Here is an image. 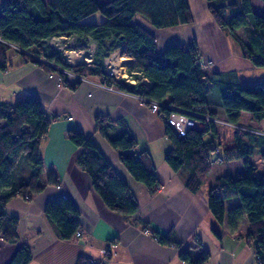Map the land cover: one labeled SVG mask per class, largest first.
Returning <instances> with one entry per match:
<instances>
[{
    "label": "trees",
    "instance_id": "16d2710c",
    "mask_svg": "<svg viewBox=\"0 0 264 264\" xmlns=\"http://www.w3.org/2000/svg\"><path fill=\"white\" fill-rule=\"evenodd\" d=\"M264 1V0H263ZM208 10L218 27L226 31L239 45L242 55L252 60L256 67L264 66V14L254 11L252 0H206ZM99 13L101 22L88 19ZM143 18L150 27L162 30L192 23L193 15L188 0H6L0 8V70L12 66L10 52L15 50L22 57V63L32 62L48 73H57L62 85L76 89L81 80L69 79V73L81 78L97 79L117 91L146 100L148 105L156 102L163 117L179 111L202 121L199 115L216 117L209 110L212 91L219 93L226 121L238 124L242 112H249L257 121L264 118V81L251 85L227 83L221 74L210 73L202 62L201 51L196 42L189 45L176 44L160 51L157 38L143 24L136 22ZM244 29L245 41L238 31ZM79 35L91 37L98 43L96 59L92 64L70 65L59 53L47 54V42L56 36ZM126 45V55L134 58L130 75L139 70L136 85L117 80L105 72L103 54L108 56ZM81 44L79 50H86ZM29 53L43 56L46 62L33 58ZM209 82H214L211 87ZM218 88V89H217ZM58 117L50 116L37 96H26L17 102L0 104V237L8 243H19V219L7 211L8 204L16 197L30 201L33 195L45 188L42 183L44 161L42 143L52 123ZM165 133L171 142V149L165 156L174 170L187 171L186 188L196 194L208 177L212 165L220 160H243L244 175L231 177L221 175L208 193V207L218 225L226 218V204L237 200L239 205L228 214L231 232L238 230L242 220L247 218L249 232L246 243L253 248L258 264H264V180L256 176V165L251 161L254 146L246 142L239 133L233 146L216 155L220 144L206 138L209 133L193 129L179 137L166 118ZM120 124L123 132L112 138L111 124ZM212 126V133L214 132ZM96 132L104 137L110 146L119 152V159L131 177L143 184L151 195L162 187L157 176L156 165L147 150L138 151V142L121 120L97 117ZM210 133V134H212ZM255 136V135H253ZM69 140L79 149L78 163L89 175L92 188L98 193L104 205L124 216L136 215L140 205L134 191L124 177L112 166L98 148L92 137L78 130L68 131ZM27 155V172L19 171L21 159ZM47 184L58 185L59 179L50 174ZM44 213L54 226L62 241H72L81 230V213L69 199L60 198L46 204ZM146 232H150L146 229ZM156 240L164 245L182 248L171 234L151 231ZM200 244L183 249L180 259L191 264H204L210 253L202 251L197 260H192V249ZM110 253L106 249V256ZM32 248L21 242L7 264H30ZM103 260L80 257L76 264H101Z\"/></svg>",
    "mask_w": 264,
    "mask_h": 264
},
{
    "label": "crops",
    "instance_id": "0c3cea01",
    "mask_svg": "<svg viewBox=\"0 0 264 264\" xmlns=\"http://www.w3.org/2000/svg\"><path fill=\"white\" fill-rule=\"evenodd\" d=\"M5 1L0 0V8ZM188 1L193 15L190 24L156 30L148 23L136 22L155 34L160 51L172 45L196 42L202 62L210 73L221 74V80L227 83H258L259 80L251 75H242L244 71L254 69L255 65L242 55L236 41L214 22L206 0ZM252 6L256 13L264 14L263 0H252ZM102 19L101 16L100 19L90 17L88 20L101 22ZM238 33L247 41L245 29V34L243 30ZM92 46H95V51L98 49V46L97 49L96 45ZM22 60L21 56H12L9 70H0V104H13L33 95L40 99L48 115L58 118L52 123L41 148L44 190L33 195L30 201L16 197L7 206L8 213L19 219L20 242L8 243L0 237V247L8 250L5 261L0 264L8 263L21 242L32 248L33 260L30 264H76L82 256L99 261L105 258L107 264H191L182 261L179 255L193 244H200L201 248L192 249V260H197L204 250L210 253V258L204 264H258L253 248L245 241L249 232L247 218L242 220L235 232L228 227L229 211L239 202H227L226 218L221 226L208 207V193L217 178L221 175H244L243 160L216 161L202 188L193 194L186 188L187 171H174L165 160L171 142L165 133L164 119L152 112L138 97L101 87L95 79L81 82L76 89H71L62 85L57 73L50 74L35 63H22ZM87 60H93L92 56ZM70 81L74 84V79ZM260 81H264V78ZM209 85L214 87L215 83L209 82ZM209 110L220 121H226L225 110L215 89L209 97ZM97 117L121 120L138 142L137 150L149 151L156 165L157 176L163 184L156 194L151 195L143 184L131 177L120 162L119 152L96 132ZM238 124L262 132V136L244 137L255 149L251 161L257 167L256 176L264 180V118L257 121L251 113L242 112ZM69 130H78L92 137L114 169L126 179L140 205L136 215L124 216L104 205L92 188L89 175L78 163L81 149L69 140ZM122 132L120 124H111L109 134L112 138L120 136ZM237 134L230 127L216 124L214 132L207 134L206 138L208 136V139L220 144V150L216 153L219 156L233 146ZM50 174L59 179L58 185L47 184ZM60 198L69 199L78 207L81 213V239L75 237L72 241H62L46 217V204ZM146 229L150 232L146 233ZM153 230L163 235L170 233L172 239L183 243V247L160 243L151 234ZM107 248L110 253L105 257L102 251Z\"/></svg>",
    "mask_w": 264,
    "mask_h": 264
},
{
    "label": "rangeland",
    "instance_id": "374dc122",
    "mask_svg": "<svg viewBox=\"0 0 264 264\" xmlns=\"http://www.w3.org/2000/svg\"><path fill=\"white\" fill-rule=\"evenodd\" d=\"M101 2L103 1H106V0H99ZM92 17H97L98 19H100V14L97 13L95 15H93ZM94 19V18H92ZM138 22L140 23H147L143 18L141 17H138L137 20ZM63 37H66V39H61V38H58V39H51L47 42L45 48L47 49L46 53L47 54H52V53H59L62 60L65 62V63H68L70 65H77V63H80V62H85L87 61V63L92 64L93 63V60L96 59V54L98 52V49H97V46H98V43L93 40V38L91 37H88V38H84L83 36H79V35H70V36H63ZM81 44H85L87 46L86 50H79L77 49V47ZM96 45V51H95V46H92V45ZM59 46H63V51L61 50H58L56 47H59ZM126 46V45H124ZM124 46L116 51H113L111 52L108 56H104V54L99 57V61H104V65H105V62H106V59L107 61L109 62L110 64V61L111 59L113 58V55L117 52L119 53H122L124 55V57L127 59L126 63H122V64H119V67H124V69L121 70V74L117 73L115 71V68L116 67H113L111 66L112 68H114V72L117 76V78L119 80H122V79H126L125 82L131 84V85H136L137 83V80L139 79V74H136V72H138L139 70H135V74H132V76L130 75V70H131V67L134 63V58L130 57L131 59H129V56L126 55V51L123 52L124 50ZM126 49V48H125ZM71 52H75L76 54H81L82 56H84L82 59H80L79 61H76V62H71V60H69L68 58V54H72V55H76L74 53H71ZM29 55L33 56V53H29ZM36 55V54H35ZM10 56H16L17 58L20 57L19 53H17L15 50H12L10 52ZM91 56H92V59L93 60H90L88 61L87 59H91ZM72 57V56H71ZM74 57V56H73ZM77 57V56H76ZM74 57V60L75 61V58ZM38 60H41V61H44L46 62V58H44L43 56H39L38 58H36ZM124 65V66H123ZM116 66V65H115ZM68 73V72H67ZM54 74V73H52ZM73 74V73H72ZM251 75L252 78L254 79H257L259 80V82H261L260 80H263L264 78V68L263 67H256L254 69H250V70H246L242 73V75ZM75 75V74H74ZM74 79V78H72ZM86 79V78H85ZM91 80H94V79H88V82H90ZM97 80V79H95ZM251 81H255V80H251ZM82 82H86V80L82 81ZM96 84H103L101 81L97 80L96 81ZM256 84V83H254ZM217 118V117H215ZM218 119V118H217ZM220 120V119H219ZM223 122V121H222ZM224 122H227V121H224ZM220 124H223L224 126H227V127H230L224 123H220ZM240 127H242L244 130H247V131H241L239 133H242V134H245V133H248V134H253V131H257L256 129H253V128H249L248 126H243V125H240L238 124ZM232 128V127H230ZM233 129V128H232ZM234 130V129H233ZM252 131V132H251ZM259 131V130H258ZM261 132V131H260ZM262 133V132H261ZM207 138H209L207 136ZM28 160H27V155L23 156L22 159H21V165L19 168V171H23V172H27V166H28ZM148 233V232H146ZM78 239H81L82 237H77ZM3 245H5L6 243L5 242H2ZM2 247V246H1ZM0 247V262L2 263V261H5V258L7 256V253H8V250L6 248H1Z\"/></svg>",
    "mask_w": 264,
    "mask_h": 264
},
{
    "label": "built area",
    "instance_id": "2783aa9c",
    "mask_svg": "<svg viewBox=\"0 0 264 264\" xmlns=\"http://www.w3.org/2000/svg\"><path fill=\"white\" fill-rule=\"evenodd\" d=\"M58 38H63V36H56V37H53L52 39H58ZM66 39V37H65ZM58 50H61L63 51V46H59V47H56ZM33 58H38L39 56L38 55H35L33 54L32 56ZM105 72L107 75L109 76H114L117 80H119L114 72V68H112L110 66V64L108 63L107 59H106V62H105ZM132 74H135V72H133ZM136 74H139L140 76H143V74L141 72H136ZM68 75H69V79H72L74 78V80H81V81H88V79L86 78H81V77H78L77 75H74L72 73H69L68 72ZM123 81H126V79H122ZM99 86L101 87H104L106 89H109V90H116L113 86H108V85H104V84H98ZM117 91V90H116ZM126 93V92H124ZM139 98V97H138ZM140 101L146 105L152 112L156 113V114H159L162 118H166L169 122V124L171 125L172 129L174 130V132L179 136V137H182V136H185L189 131L193 130V129H197L199 131H203V132H206V133H212V126L216 125V124H220V123H224L230 127H232L234 129V131L236 133H239L241 131H247V130H244L242 127H240L238 124H233V123H229V122H222L220 121L219 119L215 118V117H212L208 114L206 115H199V117L201 119H203L202 121L190 116L189 114H186L184 112H179V111H174V112H171L170 115L168 117H163L162 114H161V110H160V106L158 103L156 102H153V103H150V105H148L147 101L146 100H143L141 98H139ZM252 132V131H251ZM254 135H258V136H262V133L260 131H253ZM76 237H82V232L81 231H78L77 234H76ZM103 254L106 256V250L104 249L103 251ZM101 264H107V261L106 259L104 258L102 263Z\"/></svg>",
    "mask_w": 264,
    "mask_h": 264
},
{
    "label": "bare ground",
    "instance_id": "6f19581e",
    "mask_svg": "<svg viewBox=\"0 0 264 264\" xmlns=\"http://www.w3.org/2000/svg\"><path fill=\"white\" fill-rule=\"evenodd\" d=\"M71 53H74V54H76L75 52H71ZM72 56V57H71ZM76 57L75 58V61H73L74 60V57ZM84 56H82L81 54H76V55H72V54H68V58H69V60H71V62H76V61H79L80 59H82ZM73 60H72V59ZM126 61H127V59L124 57V55L122 54V53H119V52H117V53H115L114 55H113V58L111 59V61H110V65L111 66H113V67H116L115 68V71L119 74H121L122 72H121V70L122 69H124V67H119V64H122V63H126ZM109 63V62H108ZM116 65V66H115ZM124 66V65H123Z\"/></svg>",
    "mask_w": 264,
    "mask_h": 264
},
{
    "label": "water",
    "instance_id": "95a60500",
    "mask_svg": "<svg viewBox=\"0 0 264 264\" xmlns=\"http://www.w3.org/2000/svg\"><path fill=\"white\" fill-rule=\"evenodd\" d=\"M126 46H124V50H123V52H125L126 51ZM77 64H87V63H85V62H80V63H77Z\"/></svg>",
    "mask_w": 264,
    "mask_h": 264
}]
</instances>
